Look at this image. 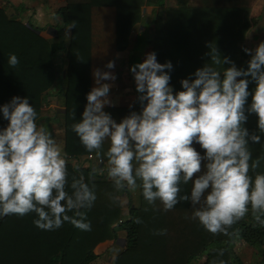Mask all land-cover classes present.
Instances as JSON below:
<instances>
[{
    "label": "trees",
    "instance_id": "16d2710c",
    "mask_svg": "<svg viewBox=\"0 0 264 264\" xmlns=\"http://www.w3.org/2000/svg\"><path fill=\"white\" fill-rule=\"evenodd\" d=\"M144 1L64 0L56 11L60 20L57 27L64 30L62 34L57 32L56 46L0 8V106L9 103L13 96L28 97L38 120L49 89L55 88L60 80L62 149L67 153L68 180L70 183L74 176L82 175L96 195L92 208L85 210L91 231H81L69 222L55 230H41L33 222L37 218L35 213L0 217V264H90L99 257L97 249L101 244L108 247L114 241L117 230L124 231L125 243L113 264H193L201 257L200 264H243L232 252L237 240L256 249L264 261V225L253 219L251 209L244 219L228 229V235H213L193 219L194 208L198 206L190 201H180L172 210L163 211L159 201L149 204L138 188L137 204L132 205L130 191L118 192L105 167L93 174L89 165L82 164L90 162L87 154L97 156L80 143L72 125L81 119L87 93L94 86L93 71L113 70L107 69L106 64L109 61L115 64L117 52L128 47L131 32L143 19ZM255 2L157 0L151 36L138 30L135 43L139 36L159 63H171V70L165 71L174 92L182 90V79H193L195 71L206 63L220 71L229 67V64L213 63L212 58H218V54L246 70L250 55L244 49L254 50L245 39L251 28L250 10ZM70 25L74 27L68 28ZM144 25L147 23L143 22ZM10 54L19 60L14 68L8 64ZM246 79L249 96L245 105L247 121L243 126L250 135H260V143L249 140L253 159L261 158L260 167L250 171L254 176L264 173V133L258 130L256 114L248 111L256 85L251 77ZM140 110L138 99L129 106L104 108L117 122L131 111ZM7 124L0 112V130ZM107 147L105 142L102 152ZM193 147L204 154L198 143L194 142ZM103 163L107 164L106 157ZM191 186V182L181 183V195H190ZM135 217L143 223L134 224ZM160 229H166L167 234H154Z\"/></svg>",
    "mask_w": 264,
    "mask_h": 264
},
{
    "label": "clouds",
    "instance_id": "9594fccd",
    "mask_svg": "<svg viewBox=\"0 0 264 264\" xmlns=\"http://www.w3.org/2000/svg\"><path fill=\"white\" fill-rule=\"evenodd\" d=\"M244 51L250 55L246 70L218 54L213 63L229 67L220 71L206 63L193 79H182V90L176 92L165 71L171 70V63L161 64L155 53H148L143 62L130 66L141 110L119 122L104 111L112 101L111 85L103 81L116 77L95 69L94 86L72 130L101 163L106 157L107 176L118 192L139 188L149 204L159 201L163 211L190 201L198 206L193 219L213 235H228L250 209L253 219L264 225V173L250 175L260 167L261 158L253 159L249 140L260 143V135H250L243 126L249 96L246 77H251L256 86L248 111L256 114L258 130L264 133V42ZM8 64L12 68L19 64L15 54L9 55ZM114 67L113 61L106 64L107 69ZM0 112L8 121L0 130V217L35 213L33 222L41 230L69 222L91 231L85 210L92 208L95 192L82 175L69 183L67 153L47 126L37 123L29 98L13 96ZM105 142L108 147L102 152ZM189 182L190 195H181V183ZM132 222L143 223L139 217ZM154 234L166 235L167 230ZM118 252L113 250L114 257Z\"/></svg>",
    "mask_w": 264,
    "mask_h": 264
},
{
    "label": "rangeland",
    "instance_id": "374dc122",
    "mask_svg": "<svg viewBox=\"0 0 264 264\" xmlns=\"http://www.w3.org/2000/svg\"><path fill=\"white\" fill-rule=\"evenodd\" d=\"M15 2V0H13ZM152 1V0H151ZM141 12L143 15L144 22L147 23V25H144V31L150 34L151 36V30H152V16L153 12H150L147 14V11H145V8L141 7ZM54 15V14H53ZM52 15V16H53ZM251 15V28L249 29L247 35H246V44L251 45L253 49L256 48V46L264 42V0H256L254 5L252 6L250 10ZM145 16V17H144ZM46 18L49 20L48 16ZM53 21V20H50ZM49 21V22H50ZM54 22V21H53ZM55 23V22H54ZM57 29H59L57 27ZM58 34H62V30H58ZM58 37H51L48 40L51 41L53 46H56L58 44ZM136 39V38H135ZM135 39L130 40V48L136 49L138 51V55L136 57L131 56L129 61L131 64H137L140 62H143V60L146 58L148 54V48L147 43L142 40L138 36L137 42L135 43ZM59 53H63L62 50H59ZM60 55V54H59ZM64 71H60V76H63ZM130 77V76H129ZM128 77L126 76V79ZM60 86V80H57L52 90L49 89V93L46 95L45 100L42 102L40 108H41V116L38 118L37 123L38 124H44L47 126L49 131L52 133L53 138L56 139L57 143L62 147V121H61V114H62V98L61 93L59 90ZM132 92H134L133 98L138 99L140 93H138L133 89H131ZM56 95V98H53V100L50 101L49 96ZM58 100H61V104L58 102ZM121 104V103H120ZM94 157V156H93ZM96 158V157H95ZM95 158L93 160H90V162H83V166L89 165L90 168L95 169V171H99L100 168L96 162H94ZM107 169V166L105 167ZM130 200L132 205L137 204V197L136 192L130 191ZM124 205H126L124 198L122 197V208H124ZM125 243V233L123 230H117L115 239L113 242L110 243L108 247H106V243L101 244L98 249L97 253H99V257L94 259L90 262V264H113V257L114 249H119V252L124 248ZM264 247V245H263ZM118 252V253H119ZM232 252L235 254L243 264H264V261H262L259 253L254 249L253 247L247 245L243 240H237L232 247ZM202 257L197 261H195L193 264H200L202 261Z\"/></svg>",
    "mask_w": 264,
    "mask_h": 264
},
{
    "label": "crops",
    "instance_id": "0c3cea01",
    "mask_svg": "<svg viewBox=\"0 0 264 264\" xmlns=\"http://www.w3.org/2000/svg\"><path fill=\"white\" fill-rule=\"evenodd\" d=\"M156 2L157 0H145L142 5L145 11H147L146 15H148L149 11L153 12L152 19L156 11ZM63 4L64 0H15V2L13 0H0V8H2L10 18L19 20L24 25L31 27V29L45 39L57 36V32H59L57 25L60 20L56 15V11ZM46 16H48V18L50 17L49 20ZM50 20H53L55 23ZM142 21L144 22V20L141 19V23H138L134 27V30L130 34V40L136 38V32L138 30L140 32L144 31ZM129 46L130 43L127 48L117 52L115 67L110 71L115 75L116 79L114 81H103L111 85L109 92V99L112 101L111 105L129 106L133 104L135 99V97L133 98V96H135L134 92L131 91V89L135 91V80L133 73L130 71V66L134 64L130 63L129 57H136L138 51ZM126 76L128 77L127 79ZM53 98H56V95H53L52 99L51 96H49L50 101L53 100ZM58 102L61 104V100H58ZM94 162L98 164L99 168L107 166V164L101 163L98 158H95Z\"/></svg>",
    "mask_w": 264,
    "mask_h": 264
},
{
    "label": "built area",
    "instance_id": "2783aa9c",
    "mask_svg": "<svg viewBox=\"0 0 264 264\" xmlns=\"http://www.w3.org/2000/svg\"><path fill=\"white\" fill-rule=\"evenodd\" d=\"M93 158H94V157H93V155H91V154H87V155H86V159L93 160ZM98 159H99V158H98Z\"/></svg>",
    "mask_w": 264,
    "mask_h": 264
}]
</instances>
